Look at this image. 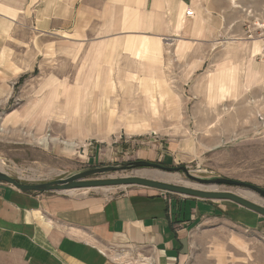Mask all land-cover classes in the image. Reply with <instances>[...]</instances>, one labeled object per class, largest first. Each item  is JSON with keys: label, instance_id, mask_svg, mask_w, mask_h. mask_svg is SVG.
<instances>
[{"label": "rangeland", "instance_id": "374dc122", "mask_svg": "<svg viewBox=\"0 0 264 264\" xmlns=\"http://www.w3.org/2000/svg\"><path fill=\"white\" fill-rule=\"evenodd\" d=\"M194 3L198 10L188 8L194 18L185 20L180 33L187 44L174 37L163 44L149 36L157 25L140 5L138 28L124 29L94 64L85 59L88 42L78 47V42L60 36L36 35L23 19L14 29L11 47L0 53V171L21 183L36 184L98 166L146 160L182 166L194 178L182 170L152 167L90 178L175 176L178 183H170L188 182L189 187L239 196L252 193L256 201L242 197L264 207V196L252 189L199 181L230 178L264 190V74L250 68L262 60L255 57L260 44L247 39L248 30L264 21V0ZM113 15L111 9L103 10L97 25L105 20L111 29ZM194 20L202 31H195ZM196 50L206 54L207 61L195 70V63H182L205 59L184 56ZM161 51L165 58H160ZM109 68L116 71L108 75ZM96 76L105 88L90 87ZM50 98L55 101L51 112L41 113ZM150 98L157 100L158 108L153 103L150 109ZM132 189L149 190L131 185L41 193L112 196ZM166 194L176 206L186 198L192 204L209 203L216 213L190 222L181 264H264V216L230 200ZM120 250L110 248L107 253L120 259L118 252L125 253ZM124 256L125 264L146 262L141 255Z\"/></svg>", "mask_w": 264, "mask_h": 264}, {"label": "crops", "instance_id": "0c3cea01", "mask_svg": "<svg viewBox=\"0 0 264 264\" xmlns=\"http://www.w3.org/2000/svg\"><path fill=\"white\" fill-rule=\"evenodd\" d=\"M194 2L0 0V53L11 47L14 29L26 18L27 25L36 35L60 36L78 42V47L88 42L85 59L94 64L97 58H101L102 51L109 50L117 37L125 32L124 29L138 28L141 18L137 7L140 5L145 7V12L150 13L157 25L152 29L155 34L149 36L174 37L175 41L187 44L188 40L180 33L185 20L194 18V15L185 16V10L189 7L198 10ZM107 8L114 14L111 29L105 20L101 25H97L95 20ZM194 26L195 31H202L199 25V28L196 24ZM99 30L103 34H99ZM61 33L78 36L70 38ZM202 53L196 50L184 56L205 58L206 54ZM206 61L205 58L182 64L189 67L190 63H195L196 70ZM230 64L227 67H233ZM259 65L256 69L264 74V60ZM250 68H254L253 62ZM106 71L109 75L116 70L109 68ZM96 79L90 87L107 86L106 83L100 84L97 76ZM146 189L149 190L132 189L112 196L61 192L45 194L21 191L0 182V264H125L122 260L125 253L131 258L141 255L146 261L139 263L134 260L133 264H148V260L150 264H181L186 256L184 252L190 222L204 215L216 214L214 208L204 202L192 204L186 198L176 206L166 192ZM189 205L192 207L190 210ZM110 248H121L120 251L125 253L118 252L120 259L112 258L107 253Z\"/></svg>", "mask_w": 264, "mask_h": 264}, {"label": "water", "instance_id": "95a60500", "mask_svg": "<svg viewBox=\"0 0 264 264\" xmlns=\"http://www.w3.org/2000/svg\"><path fill=\"white\" fill-rule=\"evenodd\" d=\"M131 167H152L158 168L164 171L174 172L182 170L188 177L194 178L188 174L187 170L182 167L164 166L161 163L135 160L122 165L112 166H98L89 168L78 173H75L67 178L56 179L49 182H42L36 184L21 183L15 178L9 176L6 173L0 171V182L8 183L21 191H34V192H46V191H68L79 188H97V187H110V186H131L137 185L146 188H153L161 192L176 193L184 196L194 197L203 200H230L249 210H252L262 216H264V207L252 202L242 196H239L230 191H217L204 189L201 187H189L181 184H174L167 181H161L156 179H150L139 176H125V177H109V178H90L95 174L118 171ZM199 180V179H198ZM203 183L214 184H227L233 186H242L252 189L262 196H264V190L248 182H243L230 178H215V179H200Z\"/></svg>", "mask_w": 264, "mask_h": 264}, {"label": "bare ground", "instance_id": "6f19581e", "mask_svg": "<svg viewBox=\"0 0 264 264\" xmlns=\"http://www.w3.org/2000/svg\"><path fill=\"white\" fill-rule=\"evenodd\" d=\"M232 1V0H231ZM159 37H160V42L161 43H165V44H170V38L169 37H165V38H162L160 35H159ZM164 37V36H163ZM165 40V41H164ZM99 42V41H98ZM107 44V43H106ZM108 49V48H107ZM139 62H142V60H139ZM255 68H256V65L254 66ZM234 70V69H233ZM259 73V72H258ZM153 77V76H152ZM153 78H155V77H153ZM52 96V95H51ZM54 98V97H53ZM152 98V97H151ZM151 98H150V100H149V106H150V109H151V104H153V103H156V105H157V108H158V103H157V100L155 99V101H152L151 100ZM55 103V101H54V99L52 100V98H50V100H47V101H44L43 102V105H42V107L40 108L41 109V113H48L49 111L51 112V108H52V106H53V104ZM79 98L78 99H76V109H75V111H76V114L78 113V107H79ZM152 112V111H151ZM98 115L97 114H95V118L97 117ZM145 115H143V116H141L140 118H143ZM73 117V116H72ZM139 118V117H138ZM142 120H145V119H142ZM72 121V120H71ZM141 122H143V121H141ZM144 125V124H143ZM1 164V163H0ZM153 177H157V178H160L161 180H164V181H167V182H174V183H178V178L177 177H175V176H163V175H154ZM183 185H186V186H188V182L187 183H185V182H183L182 183ZM194 186H196V185H194ZM208 188H214V187H208ZM242 196H244V197H247V198H250V199H252V200H257V199H255V197L253 196V194L252 193H248V192H242V193H240ZM143 260V259H142ZM147 260V259H146Z\"/></svg>", "mask_w": 264, "mask_h": 264}, {"label": "built area", "instance_id": "2783aa9c", "mask_svg": "<svg viewBox=\"0 0 264 264\" xmlns=\"http://www.w3.org/2000/svg\"><path fill=\"white\" fill-rule=\"evenodd\" d=\"M185 16H193L194 12L191 9H186ZM247 39L257 41L260 44L259 51L255 54L260 60H264V21H261L253 30H248Z\"/></svg>", "mask_w": 264, "mask_h": 264}]
</instances>
